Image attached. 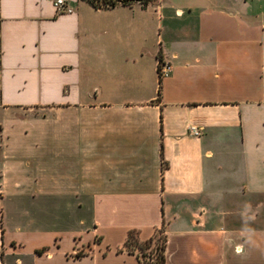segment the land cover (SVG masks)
I'll list each match as a JSON object with an SVG mask.
<instances>
[{
	"label": "crops",
	"instance_id": "0c3cea01",
	"mask_svg": "<svg viewBox=\"0 0 264 264\" xmlns=\"http://www.w3.org/2000/svg\"><path fill=\"white\" fill-rule=\"evenodd\" d=\"M56 1L0 0V264L160 230L164 264H264V0H170L156 38L157 0Z\"/></svg>",
	"mask_w": 264,
	"mask_h": 264
},
{
	"label": "trees",
	"instance_id": "16d2710c",
	"mask_svg": "<svg viewBox=\"0 0 264 264\" xmlns=\"http://www.w3.org/2000/svg\"><path fill=\"white\" fill-rule=\"evenodd\" d=\"M95 10H111L117 7L133 8L139 6L147 9L155 0H81ZM159 61L162 59L159 56ZM161 85V78H160ZM160 93V92H159ZM160 237L155 236L146 243H140L135 237V233H129L124 245L127 252L135 254L144 264H164V252L167 244V237L163 230L159 231ZM139 249V252L136 251Z\"/></svg>",
	"mask_w": 264,
	"mask_h": 264
},
{
	"label": "rangeland",
	"instance_id": "374dc122",
	"mask_svg": "<svg viewBox=\"0 0 264 264\" xmlns=\"http://www.w3.org/2000/svg\"><path fill=\"white\" fill-rule=\"evenodd\" d=\"M169 1L170 0H157L155 2V4H152L153 6L150 8L151 11L149 10L150 13L153 14V23L152 24H153V27H154V30H155L154 31V35H153L154 38H156V28H157V26L159 24L158 23V18L156 16V14H154V12L158 10V11L162 12L164 16H166V17L169 16L170 13H171L170 10H168V9H170L169 6H168ZM131 11L140 13V10L138 8H134ZM121 12H122L123 15H126V13H128V10L124 9ZM144 17H146V15ZM168 24H169L168 21H164V25H168ZM136 251L138 252L139 250L137 249Z\"/></svg>",
	"mask_w": 264,
	"mask_h": 264
},
{
	"label": "built area",
	"instance_id": "2783aa9c",
	"mask_svg": "<svg viewBox=\"0 0 264 264\" xmlns=\"http://www.w3.org/2000/svg\"><path fill=\"white\" fill-rule=\"evenodd\" d=\"M56 8L60 13H71L72 9H70L63 0H57L56 1ZM172 71V67L170 64L168 63H161L159 65V76L160 78H165L167 76H169V74ZM192 134L195 136H198L200 133L198 130L196 129H192Z\"/></svg>",
	"mask_w": 264,
	"mask_h": 264
}]
</instances>
